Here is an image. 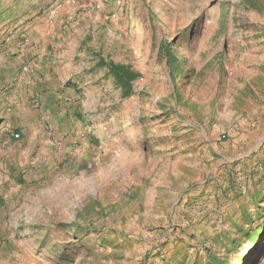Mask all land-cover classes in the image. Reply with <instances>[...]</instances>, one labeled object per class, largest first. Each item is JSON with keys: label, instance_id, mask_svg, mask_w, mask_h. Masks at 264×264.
Returning a JSON list of instances; mask_svg holds the SVG:
<instances>
[{"label": "rangeland", "instance_id": "1", "mask_svg": "<svg viewBox=\"0 0 264 264\" xmlns=\"http://www.w3.org/2000/svg\"><path fill=\"white\" fill-rule=\"evenodd\" d=\"M51 16L82 83L41 177L2 136L0 264H264V0H0V56Z\"/></svg>", "mask_w": 264, "mask_h": 264}, {"label": "crops", "instance_id": "2", "mask_svg": "<svg viewBox=\"0 0 264 264\" xmlns=\"http://www.w3.org/2000/svg\"><path fill=\"white\" fill-rule=\"evenodd\" d=\"M54 17L46 20L35 17L29 21L26 34L0 56V143L6 148L2 152H12L10 146H5L8 138L2 136L13 129L24 136L26 132L32 141L44 143L46 148L41 151L24 144V139L20 143L15 140L19 146L23 144L24 171L37 178L42 176L39 163L49 159L50 145L57 148L67 145L64 142L69 135L62 126L69 113L67 101L75 103L76 93L65 83L69 80L82 83L83 63L75 61L76 56H82L78 52L80 40L74 41L69 38L70 33L60 31L61 22ZM72 103H68L70 107ZM15 172L18 173L17 166ZM215 185L223 188L226 183L217 179ZM210 190L205 192L210 194Z\"/></svg>", "mask_w": 264, "mask_h": 264}, {"label": "trees", "instance_id": "3", "mask_svg": "<svg viewBox=\"0 0 264 264\" xmlns=\"http://www.w3.org/2000/svg\"><path fill=\"white\" fill-rule=\"evenodd\" d=\"M168 56L170 57L171 55L169 54ZM95 65L96 67L107 68L106 74L110 75L114 79L115 84L122 88L124 92H128L130 90L131 82L138 77V74L133 72L129 67L123 64L105 62L101 57H98V61ZM246 236L250 239V242H252V248L257 247L258 240L263 237L262 247H260L263 248L264 224L253 232L251 231V233H247Z\"/></svg>", "mask_w": 264, "mask_h": 264}, {"label": "built area", "instance_id": "4", "mask_svg": "<svg viewBox=\"0 0 264 264\" xmlns=\"http://www.w3.org/2000/svg\"><path fill=\"white\" fill-rule=\"evenodd\" d=\"M75 1L76 0H60V3L63 4V5H65V4H67V5L69 4L70 5V4L74 3ZM57 11L54 8H51V14L52 15L55 14ZM12 136L16 140H18L20 138V134L18 132L12 133ZM65 137H67V133H64L63 138H65Z\"/></svg>", "mask_w": 264, "mask_h": 264}]
</instances>
